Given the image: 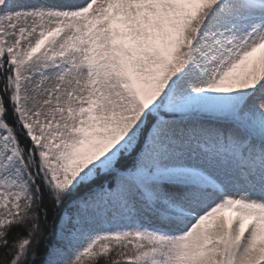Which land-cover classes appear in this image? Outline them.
<instances>
[{
    "label": "snow or ice",
    "instance_id": "snow-or-ice-1",
    "mask_svg": "<svg viewBox=\"0 0 264 264\" xmlns=\"http://www.w3.org/2000/svg\"><path fill=\"white\" fill-rule=\"evenodd\" d=\"M0 264H264V0H0Z\"/></svg>",
    "mask_w": 264,
    "mask_h": 264
},
{
    "label": "trees",
    "instance_id": "trees-1",
    "mask_svg": "<svg viewBox=\"0 0 264 264\" xmlns=\"http://www.w3.org/2000/svg\"><path fill=\"white\" fill-rule=\"evenodd\" d=\"M0 255H2V250H0Z\"/></svg>",
    "mask_w": 264,
    "mask_h": 264
}]
</instances>
